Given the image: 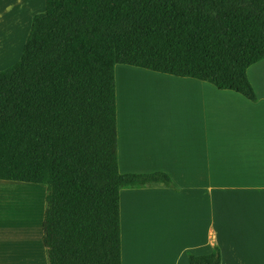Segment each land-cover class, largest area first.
I'll return each mask as SVG.
<instances>
[{
	"label": "trees",
	"instance_id": "trees-1",
	"mask_svg": "<svg viewBox=\"0 0 264 264\" xmlns=\"http://www.w3.org/2000/svg\"><path fill=\"white\" fill-rule=\"evenodd\" d=\"M22 58L0 71V181L46 187L48 264H123L121 191L163 186L121 174L116 67L257 97L264 0H45ZM218 248L189 264H221Z\"/></svg>",
	"mask_w": 264,
	"mask_h": 264
},
{
	"label": "crops",
	"instance_id": "crops-1",
	"mask_svg": "<svg viewBox=\"0 0 264 264\" xmlns=\"http://www.w3.org/2000/svg\"><path fill=\"white\" fill-rule=\"evenodd\" d=\"M247 75L256 102L206 82L169 76L168 93L186 95L188 118L131 123L124 117L130 174L165 173L177 190L121 191L123 264H189L188 254L207 255L215 248L221 264H264V60ZM44 212L43 205L32 257L28 227L17 224L11 238L17 264H48Z\"/></svg>",
	"mask_w": 264,
	"mask_h": 264
},
{
	"label": "rangeland",
	"instance_id": "rangeland-1",
	"mask_svg": "<svg viewBox=\"0 0 264 264\" xmlns=\"http://www.w3.org/2000/svg\"><path fill=\"white\" fill-rule=\"evenodd\" d=\"M1 4H4L5 9L3 26L10 27L8 33L6 35L3 34V40L0 43V71H3L22 58L32 19L36 14L45 11V2L44 0H0ZM22 19H24V22H22ZM160 79H163L164 83ZM172 80L169 76L152 73L140 68L116 67L121 174L134 173L133 168L130 167L126 160L124 151L122 128L124 117L131 123L140 122L141 119L155 120L162 117L179 118V116H184L188 118V100L186 95L168 93L167 86L171 84ZM27 185L32 184H25L23 187H28ZM40 189L44 190V188ZM41 207L40 200L39 213Z\"/></svg>",
	"mask_w": 264,
	"mask_h": 264
},
{
	"label": "bare ground",
	"instance_id": "bare-ground-1",
	"mask_svg": "<svg viewBox=\"0 0 264 264\" xmlns=\"http://www.w3.org/2000/svg\"><path fill=\"white\" fill-rule=\"evenodd\" d=\"M4 12V4H1L0 43H2L3 34L6 35L10 30V27L3 26ZM118 97L120 100V95ZM40 188H44V190ZM45 197L46 188L43 186L0 185V264H17L12 255L11 238H13L12 234H17V224L19 223L28 227L29 235L26 237V248L32 257L39 236V216L41 213V211L38 212L39 201L41 200L42 206H45Z\"/></svg>",
	"mask_w": 264,
	"mask_h": 264
}]
</instances>
